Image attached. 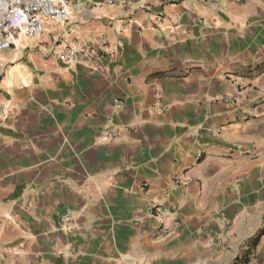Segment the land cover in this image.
Returning <instances> with one entry per match:
<instances>
[{
    "label": "crops",
    "instance_id": "obj_1",
    "mask_svg": "<svg viewBox=\"0 0 264 264\" xmlns=\"http://www.w3.org/2000/svg\"><path fill=\"white\" fill-rule=\"evenodd\" d=\"M105 38L91 62L53 51ZM246 257L264 264V0H72L0 52V264Z\"/></svg>",
    "mask_w": 264,
    "mask_h": 264
},
{
    "label": "built area",
    "instance_id": "obj_2",
    "mask_svg": "<svg viewBox=\"0 0 264 264\" xmlns=\"http://www.w3.org/2000/svg\"><path fill=\"white\" fill-rule=\"evenodd\" d=\"M72 0H0V52L16 46L17 40L24 38H39L47 30L48 25L53 23H65L71 15ZM158 21L163 22L161 16ZM60 44L63 41H59ZM57 45V44H56ZM58 59L71 66L76 63L91 62L100 57L103 53H115L110 48L109 41L105 38L99 49L77 43L66 44L57 50L53 47ZM224 100L233 102L234 97L225 95ZM119 106L122 102L117 103ZM182 176L175 179L179 183ZM149 212L157 218L155 231L162 237L169 234V229L165 222V211L161 204L151 202ZM63 227H72L75 224V216L71 211H66L59 219Z\"/></svg>",
    "mask_w": 264,
    "mask_h": 264
},
{
    "label": "trees",
    "instance_id": "obj_3",
    "mask_svg": "<svg viewBox=\"0 0 264 264\" xmlns=\"http://www.w3.org/2000/svg\"><path fill=\"white\" fill-rule=\"evenodd\" d=\"M248 257H246V258H242V260H237L236 262H234L233 264H245V263H247L248 262Z\"/></svg>",
    "mask_w": 264,
    "mask_h": 264
},
{
    "label": "rangeland",
    "instance_id": "obj_4",
    "mask_svg": "<svg viewBox=\"0 0 264 264\" xmlns=\"http://www.w3.org/2000/svg\"><path fill=\"white\" fill-rule=\"evenodd\" d=\"M43 35H45V33L43 34ZM42 37V36H41ZM39 39H40V37H39ZM39 50V49H38Z\"/></svg>",
    "mask_w": 264,
    "mask_h": 264
}]
</instances>
